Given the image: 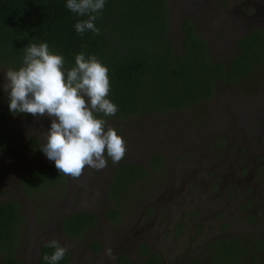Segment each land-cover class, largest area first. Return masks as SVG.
Returning a JSON list of instances; mask_svg holds the SVG:
<instances>
[{
	"label": "rangeland",
	"instance_id": "374dc122",
	"mask_svg": "<svg viewBox=\"0 0 264 264\" xmlns=\"http://www.w3.org/2000/svg\"><path fill=\"white\" fill-rule=\"evenodd\" d=\"M167 4L176 48L181 20L188 17L215 61L236 56L235 44L243 35L264 33V0ZM6 71L0 66V100L7 96L2 87ZM108 123L127 142L119 163L108 158L102 170L86 167L78 178L63 175L40 183L31 196L23 178L43 165L55 166L40 150L51 118L10 115L0 127V134L13 141L9 153L0 151V205L17 203L22 214L16 252L20 261L37 264L39 246L53 239L68 246L70 264H112L118 255H133L140 264L137 244L167 264H178L206 259L205 245L215 236L247 243L264 238L263 63L238 84L219 86L210 102L190 110ZM32 138L35 147L28 143ZM154 156L162 159L157 169L151 168ZM126 164L145 168L148 177L131 181L119 205L107 189L115 168ZM110 209L117 211L116 219L106 217ZM78 212L91 213L96 222L71 239L60 224Z\"/></svg>",
	"mask_w": 264,
	"mask_h": 264
},
{
	"label": "trees",
	"instance_id": "16d2710c",
	"mask_svg": "<svg viewBox=\"0 0 264 264\" xmlns=\"http://www.w3.org/2000/svg\"><path fill=\"white\" fill-rule=\"evenodd\" d=\"M67 0H0V66L18 69L22 66L24 48L30 43H48L50 50L65 58V66H75L82 51L95 55L109 69L110 92L107 97L118 106L115 116L103 117L126 121L152 114L186 111L212 100L221 85L238 84L252 69L264 65V33L250 31L237 40V55L227 62L211 58L207 41L196 31L194 22L181 20L178 48L170 36V14L167 0H106L102 17L96 26L99 35L86 31L80 35L75 24L87 19L66 7ZM8 95L0 100V127L13 114ZM102 116V114H100ZM36 146L32 138L28 142ZM13 141L0 134V151L9 153ZM162 159L152 157L151 168L160 167ZM63 175L52 165H43L26 175L22 184L31 196L40 183L61 179ZM148 170L134 165H118L107 189V195L120 205L119 198L127 185L146 179ZM110 218L117 211L110 209ZM22 214L16 203L0 205V264H23L17 257ZM96 218L78 212L63 219L62 229L69 238H79L94 226ZM243 243V244H242ZM42 243L38 264H47L44 255L54 249ZM217 264H263L254 258L257 249L264 256V240L253 247L240 239H219L213 247ZM123 258H120V261ZM58 264H70L66 254ZM144 264H164L158 255Z\"/></svg>",
	"mask_w": 264,
	"mask_h": 264
},
{
	"label": "clouds",
	"instance_id": "9594fccd",
	"mask_svg": "<svg viewBox=\"0 0 264 264\" xmlns=\"http://www.w3.org/2000/svg\"><path fill=\"white\" fill-rule=\"evenodd\" d=\"M105 4L106 0H67L68 9L88 17L75 24L78 34H100L95 22L102 17ZM23 50L22 66L4 72L2 87L13 114L51 118L50 129L43 133L46 143L40 150L55 162L61 175L78 178L86 167L102 170L108 158L113 164L119 163L127 142L103 118L115 116L119 110L107 98L108 67L95 55L86 58L82 51L75 57V66L68 69L65 58L50 50L48 43H30ZM46 247L54 249L51 255L43 256L47 264H58L69 252L68 246L56 239Z\"/></svg>",
	"mask_w": 264,
	"mask_h": 264
},
{
	"label": "flooded vegetation",
	"instance_id": "af4514ba",
	"mask_svg": "<svg viewBox=\"0 0 264 264\" xmlns=\"http://www.w3.org/2000/svg\"><path fill=\"white\" fill-rule=\"evenodd\" d=\"M10 203H14V202H10ZM3 204H5V203H3ZM19 212H20V210H19ZM107 216L108 215H106V217ZM60 226H61L60 228H61L62 232L65 234L64 230L62 229V222H61ZM71 239H78V238H71ZM219 239H234V238H231L228 235H225V236H215V237H213L212 239L209 240V244L208 245H205V249H206L205 251L207 253L206 259H198L197 258L196 261H191V262H188V260H181V261L178 262V264H217V262L219 260L216 257L217 252H214V250H213L214 248L213 247L215 245V242L217 240H219ZM258 239L264 240L263 237H256V238H254L252 240V243H249V245H251V247H253L254 244L257 242ZM44 243H49V242H44ZM40 247H41V245L39 246V250H38V258H39ZM145 248H146L145 246H141V245L139 246V244H137L136 251H135V247H134V252H137V250H139V252L143 255L141 258L138 257V259L141 260L140 261V264H144V262L148 258H150L153 255H155L153 253H146L147 248L146 249ZM253 254H255L254 258L256 260H258V261H260L261 263L264 264V256H263V254L261 252L259 253V251L257 249H255V251H254ZM120 258H123V259L120 261ZM161 260H162V262L164 264H167L164 261L163 258H161ZM236 262H237L236 260H232L231 263H229V264H236ZM248 262L250 264H252L253 263V257L249 256L248 257ZM23 264H25V263H23ZM37 264H38V259H37ZM112 264H137V262H136V259H135V257L133 255L131 257L125 256V255H118L117 257L114 258Z\"/></svg>",
	"mask_w": 264,
	"mask_h": 264
}]
</instances>
